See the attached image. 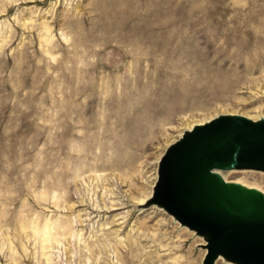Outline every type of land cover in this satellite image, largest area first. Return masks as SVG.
Segmentation results:
<instances>
[{
    "label": "rangeland",
    "instance_id": "obj_1",
    "mask_svg": "<svg viewBox=\"0 0 264 264\" xmlns=\"http://www.w3.org/2000/svg\"><path fill=\"white\" fill-rule=\"evenodd\" d=\"M249 4L255 20L194 49ZM263 5L0 0V264L200 262L203 237L146 199L183 130L264 117ZM220 172L264 191L261 170Z\"/></svg>",
    "mask_w": 264,
    "mask_h": 264
},
{
    "label": "water",
    "instance_id": "obj_2",
    "mask_svg": "<svg viewBox=\"0 0 264 264\" xmlns=\"http://www.w3.org/2000/svg\"><path fill=\"white\" fill-rule=\"evenodd\" d=\"M264 172V117L220 113L182 131L158 161L146 205L156 204L204 239L202 260L264 264V191L220 170Z\"/></svg>",
    "mask_w": 264,
    "mask_h": 264
},
{
    "label": "bare ground",
    "instance_id": "obj_3",
    "mask_svg": "<svg viewBox=\"0 0 264 264\" xmlns=\"http://www.w3.org/2000/svg\"><path fill=\"white\" fill-rule=\"evenodd\" d=\"M256 4V3H255ZM264 6V5H263ZM261 7V6H260ZM255 9H254V7L252 6V5H250L249 4V6L248 7H246L245 5H239V18H237V17H232L231 19H228L227 21H224L223 20V22L222 21H220L219 20V22L218 21H216V23L214 22L213 24H212V26H213V32H211V33H209V32H207V30H208V28L207 27H205L204 29H206V31L204 30V32H203V34H201L200 36H196L195 35V37H191L194 41H196L195 43H196V45H194L195 43L193 42V45H194V49H197V50H201V51H204V52H212V51H217V49H215V47H214V43H213V39H210L211 37H213V36H211V35H214V36H220V35H223V34H227V32H231L232 30L234 31V30H237V32H239L240 31V29H241V27H242V25L243 24H247L250 20H251V18H252V20L254 19L252 16H253V11H254ZM255 12V11H254ZM208 16V15H207ZM259 17V16H258ZM256 18V17H255ZM255 20V19H254ZM231 21H238L239 22V27H237L236 29L235 28H232V27H230V26H226V23H229V22H231ZM252 22V21H251ZM198 24V22L197 23H195V25H197ZM199 25V24H198ZM232 25V24H231ZM211 26V27H212ZM212 29V28H211ZM210 29V26H209V30H211ZM198 31V30H197ZM200 31H203V29H201L200 28ZM199 31V32H200ZM198 33V32H197ZM233 33H236V31L235 32H233ZM244 33V32H243ZM234 35V34H233ZM244 35V34H243ZM191 36V35H190ZM183 37V36H182ZM187 37V36H186ZM184 38V37H183ZM189 38V37H188ZM190 38V39H191ZM220 39V38H219ZM181 41V40H180ZM179 41V42H180ZM192 41V40H191ZM190 41V42H191ZM218 43V42H217ZM216 43V44H217ZM186 44V43H185ZM218 45V44H217ZM216 46V45H215ZM147 47V46H146ZM212 48L213 49H215V50H212ZM217 48V47H216ZM218 48H220V47H218ZM193 50V49H192ZM148 51V50H147ZM151 52H152V50H151ZM207 55V54H206ZM207 58V57H206ZM187 62V61H186ZM186 62H184V63H186ZM241 62V61H240ZM240 62H239V66H240ZM189 63V62H188ZM211 64V63H210ZM172 65V64H171ZM217 67H218V65H217ZM220 67V66H219ZM252 118V117H251ZM194 125V124H193ZM193 125H191V126H189V128L190 127H192ZM71 149V148H70ZM72 151V150H71ZM239 182H242V183H245L243 180H238ZM245 184H247V183H245ZM247 185H249V186H252L251 184H247ZM259 188V187H258ZM261 189V188H260ZM262 190V189H261ZM145 202V201H144ZM143 203V202H142Z\"/></svg>",
    "mask_w": 264,
    "mask_h": 264
}]
</instances>
